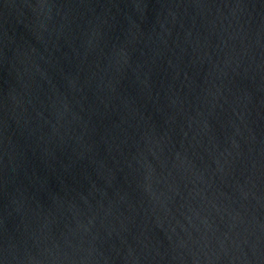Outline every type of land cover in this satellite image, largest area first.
I'll use <instances>...</instances> for the list:
<instances>
[{
	"label": "water",
	"instance_id": "95a60500",
	"mask_svg": "<svg viewBox=\"0 0 264 264\" xmlns=\"http://www.w3.org/2000/svg\"><path fill=\"white\" fill-rule=\"evenodd\" d=\"M0 264H264V0H0Z\"/></svg>",
	"mask_w": 264,
	"mask_h": 264
}]
</instances>
